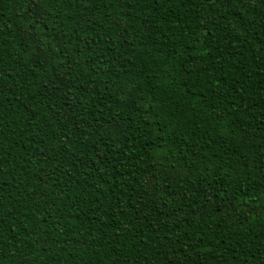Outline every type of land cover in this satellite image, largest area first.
Wrapping results in <instances>:
<instances>
[{"label":"trees","instance_id":"obj_1","mask_svg":"<svg viewBox=\"0 0 264 264\" xmlns=\"http://www.w3.org/2000/svg\"><path fill=\"white\" fill-rule=\"evenodd\" d=\"M0 264H264V0H0Z\"/></svg>","mask_w":264,"mask_h":264}]
</instances>
